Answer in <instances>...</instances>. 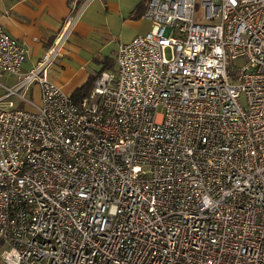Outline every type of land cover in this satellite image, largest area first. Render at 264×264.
Listing matches in <instances>:
<instances>
[{"label": "built area", "instance_id": "built-area-1", "mask_svg": "<svg viewBox=\"0 0 264 264\" xmlns=\"http://www.w3.org/2000/svg\"><path fill=\"white\" fill-rule=\"evenodd\" d=\"M80 9L24 73L0 23V264H264V0H148L75 100L46 67Z\"/></svg>", "mask_w": 264, "mask_h": 264}, {"label": "crops", "instance_id": "crops-1", "mask_svg": "<svg viewBox=\"0 0 264 264\" xmlns=\"http://www.w3.org/2000/svg\"><path fill=\"white\" fill-rule=\"evenodd\" d=\"M147 1L0 0V23L27 50L22 63L21 73H24L33 68L52 45L70 9L81 7L60 54L46 67L47 78L78 100L85 96L84 92L91 91L100 72L115 68L119 43L150 29V22L144 17ZM16 80V76L2 77L7 86ZM81 88L82 92L76 94ZM36 94L39 100L40 88L33 82L25 91V98L37 102ZM10 100L23 109L28 103L17 96H11Z\"/></svg>", "mask_w": 264, "mask_h": 264}, {"label": "rangeland", "instance_id": "rangeland-1", "mask_svg": "<svg viewBox=\"0 0 264 264\" xmlns=\"http://www.w3.org/2000/svg\"><path fill=\"white\" fill-rule=\"evenodd\" d=\"M197 10L200 11L198 5H197ZM166 54H168V51H167V50H166ZM242 64H243V60H242L240 57H238V58H236V59H234V60L232 61V65H233L234 67H240ZM34 98H36V101H37V102L32 101L33 104L26 103L24 109H26V110H30V111L35 110V106H34V105H38V104H40V101H41V100H40V98H39V100H37V94L35 95ZM13 106L15 107V106H17V105L13 103ZM2 249H3V246L0 247V251H1Z\"/></svg>", "mask_w": 264, "mask_h": 264}, {"label": "trees", "instance_id": "trees-1", "mask_svg": "<svg viewBox=\"0 0 264 264\" xmlns=\"http://www.w3.org/2000/svg\"><path fill=\"white\" fill-rule=\"evenodd\" d=\"M88 86V85H87ZM82 90H83V88H81L79 91H77V93L76 94H79L80 92H82ZM89 93V91L88 92H84L82 95H86V94H88ZM81 95V96H82ZM0 247H1V244H0Z\"/></svg>", "mask_w": 264, "mask_h": 264}]
</instances>
